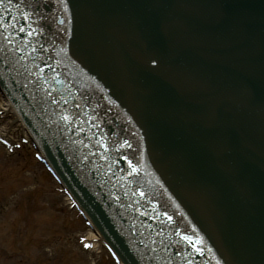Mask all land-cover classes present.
<instances>
[{
  "label": "water",
  "instance_id": "95a60500",
  "mask_svg": "<svg viewBox=\"0 0 264 264\" xmlns=\"http://www.w3.org/2000/svg\"><path fill=\"white\" fill-rule=\"evenodd\" d=\"M0 92L125 264H264V0H3Z\"/></svg>",
  "mask_w": 264,
  "mask_h": 264
},
{
  "label": "rangeland",
  "instance_id": "374dc122",
  "mask_svg": "<svg viewBox=\"0 0 264 264\" xmlns=\"http://www.w3.org/2000/svg\"><path fill=\"white\" fill-rule=\"evenodd\" d=\"M6 103L0 92V133L21 147L0 145V264H114L101 242L85 249L90 228L21 143L28 135Z\"/></svg>",
  "mask_w": 264,
  "mask_h": 264
},
{
  "label": "bare ground",
  "instance_id": "6f19581e",
  "mask_svg": "<svg viewBox=\"0 0 264 264\" xmlns=\"http://www.w3.org/2000/svg\"><path fill=\"white\" fill-rule=\"evenodd\" d=\"M7 101V103H6V105L7 104H10L11 106H13L12 104H11V102L9 101V99L7 98L6 99ZM21 119V118H20ZM22 121V120H21ZM89 239H95V238H97V234L95 233V232H91L90 234H89V237H88Z\"/></svg>",
  "mask_w": 264,
  "mask_h": 264
},
{
  "label": "snow or ice",
  "instance_id": "6c2138e0",
  "mask_svg": "<svg viewBox=\"0 0 264 264\" xmlns=\"http://www.w3.org/2000/svg\"><path fill=\"white\" fill-rule=\"evenodd\" d=\"M0 3H3V0H0ZM30 18L27 14L25 15V19ZM21 31H24L23 28L20 29ZM185 239H188V237H185Z\"/></svg>",
  "mask_w": 264,
  "mask_h": 264
}]
</instances>
